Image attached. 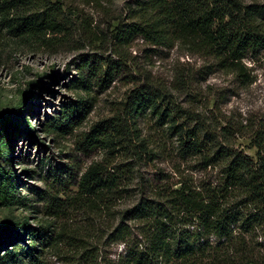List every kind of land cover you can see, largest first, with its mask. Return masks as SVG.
<instances>
[{
    "label": "trees",
    "instance_id": "1",
    "mask_svg": "<svg viewBox=\"0 0 264 264\" xmlns=\"http://www.w3.org/2000/svg\"><path fill=\"white\" fill-rule=\"evenodd\" d=\"M59 3L0 0V36L21 38L55 30ZM129 11L131 21L117 29L119 42L139 36L155 46L182 43L242 81L250 70L243 60L264 57V0H136ZM85 65L96 69L90 60ZM111 70L109 64L102 69V85ZM126 106L122 115L96 124L79 141L84 151H106L102 161L83 172L74 196L102 214V264H264L254 244L256 233L264 234V122L251 126L222 115L217 120L224 126H216L205 115L175 107L163 84L131 90ZM147 115L166 126L182 156L203 168H217L218 178L199 185L186 180L174 188L157 185L154 195L137 194L132 205L114 211V203L129 195L130 163L110 164L120 151L135 159L152 154L139 139L136 123ZM22 116L21 107L0 114V192L11 199L16 183L4 161L12 154L11 130L20 126ZM22 132L32 137L33 132ZM241 137L249 139L253 155L236 147ZM62 194L65 199L46 197L57 216L69 206ZM54 229L50 223L31 225L28 217L1 222L0 264H45L47 250L64 254L74 264L100 263L98 247L88 234L73 233L74 228L62 223ZM107 239L122 244L115 260L104 251Z\"/></svg>",
    "mask_w": 264,
    "mask_h": 264
},
{
    "label": "rangeland",
    "instance_id": "2",
    "mask_svg": "<svg viewBox=\"0 0 264 264\" xmlns=\"http://www.w3.org/2000/svg\"><path fill=\"white\" fill-rule=\"evenodd\" d=\"M135 1L60 0L55 30L21 38L0 36V114L18 107L24 114L18 118L20 126L11 130L12 154L4 161L16 184L14 199L0 192V223L28 217L31 225H54L55 232L61 223L70 225L73 233L88 234L98 247L99 264L102 214L74 201V196L83 172L102 161L106 151H84L79 141L96 124L122 115L131 90L163 84L175 107L205 115L216 126H224L217 120L222 115L251 126L264 122V57L243 60L250 70L242 81L182 43L155 46L139 36L119 42L117 29L131 21L129 8ZM89 60L95 70L85 65ZM107 64L112 70L102 85V69ZM136 123L139 139L152 154L136 159L123 151L114 155L110 166L122 160L130 163L129 195L114 203V211L132 205L137 194L154 195L157 185L174 188L186 180L193 185L216 182L218 169L203 168L193 158L182 156L175 137L154 116L140 117ZM23 129L33 132L32 137ZM235 145L254 154L247 138H238ZM62 193L69 206L57 216L46 197L65 199ZM105 241L106 255L115 260L122 244ZM254 241L264 259V234L257 232ZM50 251L43 254L45 264H74L64 254Z\"/></svg>",
    "mask_w": 264,
    "mask_h": 264
}]
</instances>
